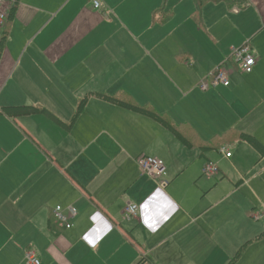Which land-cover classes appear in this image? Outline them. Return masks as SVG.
I'll use <instances>...</instances> for the list:
<instances>
[{
	"label": "crops",
	"instance_id": "obj_1",
	"mask_svg": "<svg viewBox=\"0 0 264 264\" xmlns=\"http://www.w3.org/2000/svg\"><path fill=\"white\" fill-rule=\"evenodd\" d=\"M8 1L0 264H30L29 252L40 264H229L244 244L233 264H264V157L234 137L264 145V0L207 1L200 17L195 0ZM243 45L256 58L249 72L232 57ZM218 66L230 84L201 89ZM116 92L204 141L233 130L219 148L190 147L98 95ZM6 106L38 109L11 117ZM141 155L164 160V174H143ZM207 162L216 176L203 175ZM58 205L77 211L69 228L54 220Z\"/></svg>",
	"mask_w": 264,
	"mask_h": 264
},
{
	"label": "built area",
	"instance_id": "obj_2",
	"mask_svg": "<svg viewBox=\"0 0 264 264\" xmlns=\"http://www.w3.org/2000/svg\"><path fill=\"white\" fill-rule=\"evenodd\" d=\"M11 1V0H10ZM95 8H99L101 6L100 0H93ZM8 0H0V27L3 28L6 25L8 18ZM232 57L234 61L238 64L239 69L242 72H249L256 64V58L252 54L249 45H243L238 48H234L232 51ZM230 71L224 69L221 66L216 67L210 74L208 78L210 81H202L201 89L207 90L212 85L223 84L228 86L230 84ZM221 152L224 153L226 157H231L232 152L226 148L222 147ZM139 167L143 174H148L154 178H160L165 170L166 163L164 160L150 155H141L137 158ZM203 175L208 177H214L219 173V167L212 162H207L203 167ZM167 185V181H162L161 186L165 187ZM139 205L134 202H128L123 211V215L125 219H135L138 217ZM54 218L56 222L61 224L64 227H70L72 225V219L76 217L77 211L73 206H69L67 208H63L61 205H58L53 210ZM255 218H259V215H254ZM27 261L30 264H40V260L34 255L33 252H29L27 255Z\"/></svg>",
	"mask_w": 264,
	"mask_h": 264
},
{
	"label": "trees",
	"instance_id": "obj_3",
	"mask_svg": "<svg viewBox=\"0 0 264 264\" xmlns=\"http://www.w3.org/2000/svg\"><path fill=\"white\" fill-rule=\"evenodd\" d=\"M207 1H220V0H195L196 3V9L194 12V15H197L200 17V13L202 10V7ZM14 9L10 11L8 14L7 22L4 28L10 23L12 15H13ZM167 13V12H166ZM163 19V18H161ZM7 40V29H5L2 32V37L0 40V56L2 55L4 49H5V43ZM99 96H101L103 99L122 106L129 108L137 113L143 114L145 116L151 117L157 121H159L161 124H163L166 128L169 130H172L177 136L181 137L183 142L187 146H195L196 144L201 145V147L204 149L206 147L211 146L212 148H219L226 143L223 142L224 138L228 133H230L233 129L229 130L228 132L220 135L214 136L209 141H204L198 133H196L195 129L188 125L187 123H181L177 124L167 114H163L159 112L153 105L151 104H140L136 100H133L131 95L126 92H116L114 94H105V93H99ZM86 101L83 100L79 104L78 112L85 106ZM37 107L33 106H6L1 109V113H5L8 116L15 117V115H22V114H31L35 110H37ZM188 132V133H186ZM236 140H245L247 141L252 147H254L261 155V157H264V145L260 143L256 138L253 136L247 135V134H239L234 135ZM199 142V143H198ZM209 145V146H208ZM55 220V219H54ZM247 244H244L236 253V255L232 258L231 262L229 264H233L244 252L245 247ZM144 262V261H143ZM142 261L141 263L144 264Z\"/></svg>",
	"mask_w": 264,
	"mask_h": 264
},
{
	"label": "rangeland",
	"instance_id": "obj_4",
	"mask_svg": "<svg viewBox=\"0 0 264 264\" xmlns=\"http://www.w3.org/2000/svg\"><path fill=\"white\" fill-rule=\"evenodd\" d=\"M13 2H15V1H13Z\"/></svg>",
	"mask_w": 264,
	"mask_h": 264
}]
</instances>
